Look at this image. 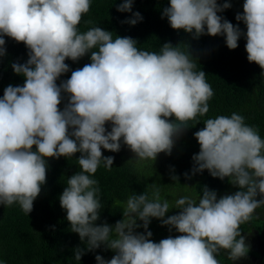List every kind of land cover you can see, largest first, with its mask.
Segmentation results:
<instances>
[{"label":"clouds","instance_id":"clouds-1","mask_svg":"<svg viewBox=\"0 0 264 264\" xmlns=\"http://www.w3.org/2000/svg\"><path fill=\"white\" fill-rule=\"evenodd\" d=\"M133 3L117 6L132 13L122 23L143 20ZM91 6L92 0H0V58L7 55L5 37L28 49L25 62L11 64L25 78L23 85L9 84L0 97V205L18 204L29 215L47 183L49 158L80 153L79 171L59 195L70 230L84 245L73 249L76 261L102 245L115 255L97 254V264H220L221 250L233 262L246 258L250 246L240 226L264 206V139L238 112L203 120L194 133L200 150L192 156L191 174L207 170L239 190L218 195L204 185L198 197L180 196L170 207L153 182L151 191L128 197L114 225L97 223L104 204L93 177L101 163L111 170L115 159L102 149L119 152L126 145L137 165L162 152L171 155L176 140L209 112L214 90L185 42H165L157 52L139 48L131 36L114 38L100 26L81 31ZM231 7V0H170L162 18L194 39L223 36L232 50L245 37L248 61L264 70V0H244L236 13L246 32L218 14ZM88 54L90 63L83 67L71 70L66 63ZM69 71L70 78L58 84ZM173 208L178 213L166 215ZM153 218L179 235L155 242Z\"/></svg>","mask_w":264,"mask_h":264},{"label":"trees","instance_id":"trees-1","mask_svg":"<svg viewBox=\"0 0 264 264\" xmlns=\"http://www.w3.org/2000/svg\"><path fill=\"white\" fill-rule=\"evenodd\" d=\"M121 2L122 0H92L89 13L79 25L80 30L100 26L112 31L114 38L116 35L131 36L138 40L139 48L157 52L165 42L170 41L174 45L185 42L198 58L197 70L206 72V79L214 90V96L209 101V112L204 117H198L201 121L190 126L176 140L171 155L162 152L155 161L149 160L137 165L134 159L130 160L135 154L126 145L122 144L119 152L102 149L105 156H114L115 159L111 170L101 163L93 177L99 182L104 204L97 223L106 220L112 225L123 218L122 210L128 197L144 190L151 191L153 182L161 189V199H167L170 207L180 196L198 197L204 185L217 190L218 195L239 190L227 178H214L207 170L191 174L192 156L200 150L194 133L205 126L203 120L238 112L246 118V123L258 128L264 139V70L248 61L245 37L242 36L239 46L232 50L226 46L223 36L203 35L194 39L183 30H174L167 18H162L163 8L169 5L170 0H134L133 12L139 11L143 20L135 25L122 23L132 13L117 11ZM218 2L223 3L224 0ZM243 2L244 0H231L232 7L218 14L233 24H239L246 32V25L235 19L236 13L243 11ZM89 19L94 22L93 25L84 23ZM5 39L7 55L0 58V97L9 84L23 85L25 78L16 74L11 64L17 61L23 63L28 59V49L22 42L17 43L8 37ZM181 47L185 45L182 44ZM66 63L71 70H75L90 63V54L77 62L68 59ZM70 75L71 71L63 74L57 83L70 78ZM66 102L67 94L60 105L61 109ZM189 123L193 125L195 122ZM108 127L110 130L111 126ZM79 155L80 153H76L69 158H49L47 183L34 201L33 211L29 215L18 204L0 205V264H97V254L103 255L105 259H111L115 255L113 250H105L102 245L94 251H86L80 261L74 258L73 249L84 245L79 234L70 230L66 212L60 206L59 195L66 187L68 177L79 171L76 160ZM186 172L190 179L184 175ZM173 174L179 179L173 181ZM178 211L179 209L173 208L166 215H173ZM138 223L142 224V221ZM240 229L250 246L247 257L233 262L228 258L227 250H221L217 256L220 264H264V206L257 208L251 220L242 224ZM149 230L153 236L155 232H163L160 240L170 235H179L174 229L170 232L169 227L163 226L157 218L151 220ZM137 231L145 230L140 228Z\"/></svg>","mask_w":264,"mask_h":264},{"label":"rangeland","instance_id":"rangeland-1","mask_svg":"<svg viewBox=\"0 0 264 264\" xmlns=\"http://www.w3.org/2000/svg\"><path fill=\"white\" fill-rule=\"evenodd\" d=\"M163 233V232H162ZM162 233H157L155 232V235L152 237V239H157V240H160L161 236H162Z\"/></svg>","mask_w":264,"mask_h":264}]
</instances>
